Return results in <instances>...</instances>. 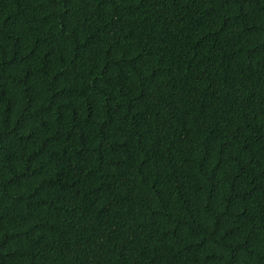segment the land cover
I'll list each match as a JSON object with an SVG mask.
<instances>
[{
    "label": "trees",
    "instance_id": "16d2710c",
    "mask_svg": "<svg viewBox=\"0 0 264 264\" xmlns=\"http://www.w3.org/2000/svg\"><path fill=\"white\" fill-rule=\"evenodd\" d=\"M0 264H264V0H0Z\"/></svg>",
    "mask_w": 264,
    "mask_h": 264
}]
</instances>
